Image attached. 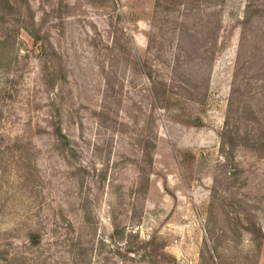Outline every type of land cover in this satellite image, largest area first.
I'll use <instances>...</instances> for the list:
<instances>
[{
    "label": "rangeland",
    "instance_id": "374dc122",
    "mask_svg": "<svg viewBox=\"0 0 264 264\" xmlns=\"http://www.w3.org/2000/svg\"><path fill=\"white\" fill-rule=\"evenodd\" d=\"M10 1L0 264H264V0Z\"/></svg>",
    "mask_w": 264,
    "mask_h": 264
},
{
    "label": "trees",
    "instance_id": "16d2710c",
    "mask_svg": "<svg viewBox=\"0 0 264 264\" xmlns=\"http://www.w3.org/2000/svg\"><path fill=\"white\" fill-rule=\"evenodd\" d=\"M14 8H15V4L13 2H11L10 0H0V17L5 18L7 9L13 10ZM35 36L37 38H39V35H35ZM2 44H5V42ZM57 134H58V136H60V138L63 140V142L65 144H68L67 137L63 134V132L60 128L57 129ZM34 237H36V234H34ZM81 263L82 262H78V264H81Z\"/></svg>",
    "mask_w": 264,
    "mask_h": 264
}]
</instances>
